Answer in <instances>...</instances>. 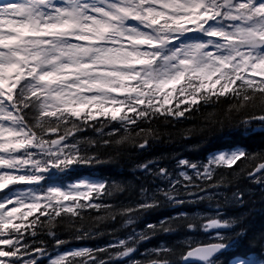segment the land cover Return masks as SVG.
Segmentation results:
<instances>
[{
    "label": "snow or ice",
    "instance_id": "6c2138e0",
    "mask_svg": "<svg viewBox=\"0 0 264 264\" xmlns=\"http://www.w3.org/2000/svg\"><path fill=\"white\" fill-rule=\"evenodd\" d=\"M207 108L221 114L185 127ZM210 129L261 143L137 162L138 179L163 186L127 202L113 199L127 185L82 176ZM245 185L264 192V0L0 3V264H264V235L241 252L246 230L226 215ZM203 203L210 212L137 230L151 212ZM179 232L208 241L141 251Z\"/></svg>",
    "mask_w": 264,
    "mask_h": 264
},
{
    "label": "trees",
    "instance_id": "16d2710c",
    "mask_svg": "<svg viewBox=\"0 0 264 264\" xmlns=\"http://www.w3.org/2000/svg\"><path fill=\"white\" fill-rule=\"evenodd\" d=\"M212 108H207L202 110L200 114L192 121H188L185 127H192L195 125H201L206 123L221 114V110H216L214 116H210L212 113ZM162 130L164 126H161ZM168 131H173L172 129H167ZM261 143L260 140H256L251 135H244L238 132L229 131L225 129L223 132L218 129H210L202 135H194L188 141H184L177 144H158L150 152L141 153L140 155H128L127 152L121 155L114 164H109L105 166L98 167L94 170L84 169L82 170V176L86 178H96L98 180L104 178H111L118 183L127 185L128 191L126 193H117L115 200H124L127 202L129 194H131L132 199H138L140 196L141 184L145 187L155 188L159 181L155 183H150L143 179H138L139 174L134 172L135 163L142 162L146 159H157L162 155H179L183 158H188L193 161L205 160L207 155L211 152L217 150L226 149L230 145L236 144H248L255 148ZM199 145V147H193ZM251 150V149H250ZM170 169L174 167L175 161L172 159H165L162 161ZM246 188V203L243 207H229L226 215L232 218H238L240 224L237 226V231L241 227L246 230L247 239L241 246V252L249 251L248 244L253 242V251L256 250V244L260 241L262 235H264V192H261L255 185H245ZM230 191V190H229ZM187 211L190 215L193 213H204L210 212L207 203H203L197 206H185L184 208H161L157 211L147 214L145 217L141 218L137 222V230L143 229L146 223H156L160 219L165 218L170 215H175L177 212ZM117 227H120L117 225ZM111 228V225L109 226ZM130 229L121 228L119 235L124 236ZM193 236L194 238L201 241H208V236L203 233H187L179 232L172 234L170 236H158L152 241H150L146 246L141 247V251L144 247H156L161 243L176 245L178 241L183 240L187 236ZM106 238H101L97 241L86 242L87 246L93 247L96 244L104 243ZM140 258V257H137Z\"/></svg>",
    "mask_w": 264,
    "mask_h": 264
},
{
    "label": "rangeland",
    "instance_id": "374dc122",
    "mask_svg": "<svg viewBox=\"0 0 264 264\" xmlns=\"http://www.w3.org/2000/svg\"><path fill=\"white\" fill-rule=\"evenodd\" d=\"M3 2V0H0V3H2ZM91 181V180H90Z\"/></svg>",
    "mask_w": 264,
    "mask_h": 264
}]
</instances>
